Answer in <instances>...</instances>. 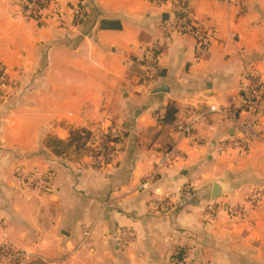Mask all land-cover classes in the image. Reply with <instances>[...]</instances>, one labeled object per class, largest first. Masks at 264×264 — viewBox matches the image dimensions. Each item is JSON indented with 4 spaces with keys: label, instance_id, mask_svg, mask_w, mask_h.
<instances>
[{
    "label": "crops",
    "instance_id": "crops-1",
    "mask_svg": "<svg viewBox=\"0 0 264 264\" xmlns=\"http://www.w3.org/2000/svg\"><path fill=\"white\" fill-rule=\"evenodd\" d=\"M20 1L0 0V64L13 82L0 105V248L25 252V263L171 264L182 249L185 264H264V202L242 219L227 213L264 188V108L244 153L218 151L236 133L219 114L208 113L192 139L178 133L188 108L217 106L234 117L246 69L264 82V0H187V15L211 33L210 47L197 56L191 37L175 36L153 82L138 59L159 36L164 8L61 0L63 21L39 24L23 17ZM72 6L88 13L76 28ZM100 19L120 29L84 26ZM78 130L95 145L110 132L123 140L95 169L48 146ZM170 148L180 158L156 172ZM20 175L45 177L49 191L23 187ZM214 184L220 194L212 200ZM209 204L218 206L211 214ZM121 230L134 236L123 251Z\"/></svg>",
    "mask_w": 264,
    "mask_h": 264
},
{
    "label": "built area",
    "instance_id": "built-area-1",
    "mask_svg": "<svg viewBox=\"0 0 264 264\" xmlns=\"http://www.w3.org/2000/svg\"><path fill=\"white\" fill-rule=\"evenodd\" d=\"M149 4L157 8H164L167 14V20L162 22L160 34L151 44H147L141 51L139 62L144 69V80L153 82L159 64V57L162 52L172 43L175 36H188L195 42V54L200 56L210 47L211 33L205 30L200 24L195 22L186 13L187 0H146ZM22 15L27 20H34L39 24H45L52 18L63 21L59 5L61 0H21ZM70 12L71 23L74 28L80 26L87 19V10L83 6H72L68 9ZM242 79L244 83L243 110L240 112L242 118L233 117L226 108L209 106L207 110L200 107L188 108L184 111L182 121L178 124V133L182 138L193 137V130L205 118L208 113L219 114L223 120L233 121L235 125V135L218 143L217 149L220 153L238 152L244 153L249 143L255 137V127L260 111L264 108V82L260 75L251 69L243 71ZM13 87V82L7 73V70L0 64V105L6 97V93ZM239 116V115H238ZM99 145L105 149L99 153L98 146L94 142L88 143V157L90 162L99 161L102 167L111 162L113 156V140L122 139L123 136L118 132L105 133L99 136ZM196 141V140H195ZM180 158L175 148H170L162 153L155 171L158 172L164 168L174 166ZM17 181L25 188L38 191H49L48 183L40 177L35 176H17ZM241 205L227 207V213L239 219L244 218L247 211H252L264 202V188L252 189L245 197ZM218 206L209 204L206 206V212L211 214ZM225 207V206H224ZM224 209V208H223ZM134 240L133 233L127 230L118 232L116 241L120 251L125 250ZM28 260V255L19 250H13L9 247L0 248V264H19ZM174 264H185L181 260H176Z\"/></svg>",
    "mask_w": 264,
    "mask_h": 264
},
{
    "label": "trees",
    "instance_id": "trees-1",
    "mask_svg": "<svg viewBox=\"0 0 264 264\" xmlns=\"http://www.w3.org/2000/svg\"><path fill=\"white\" fill-rule=\"evenodd\" d=\"M84 26H88L89 29H95V32L101 31V30H119L120 29V23L116 20H110V19H100V20H96V21H91V20H87L84 23ZM95 27V28H93ZM241 96L243 97L244 94L242 93ZM243 108V106L238 109L234 115L238 116L241 109ZM167 112L170 114L172 111H170L167 108ZM122 139H114L113 140V157L115 156L116 152L118 151V149L116 150L117 146H119L122 142ZM93 142V137L91 136L90 132L88 131H84V130H78V131H72L70 133L69 138L67 139V141H61V140H56V139H50L48 141V146L52 149V152L55 155L58 156H66L68 154L74 155L77 158H87L88 157V149H87V145L88 143H92ZM104 147L102 145L98 146V151L99 153H103L104 151ZM111 159V160H112ZM89 166L95 168V169H100L102 166L100 165L99 161H93L88 163ZM87 164V165H88ZM42 180L46 181L45 177H40ZM47 182V181H46ZM184 251L182 249H176L172 256L170 257V263L174 264V262L176 260H184ZM18 264V263H17ZM19 264H44L40 261H34V262H29V263H19Z\"/></svg>",
    "mask_w": 264,
    "mask_h": 264
},
{
    "label": "water",
    "instance_id": "water-1",
    "mask_svg": "<svg viewBox=\"0 0 264 264\" xmlns=\"http://www.w3.org/2000/svg\"><path fill=\"white\" fill-rule=\"evenodd\" d=\"M220 194V190L218 188L217 184L213 185V190H212V194H211V199H215L218 195Z\"/></svg>",
    "mask_w": 264,
    "mask_h": 264
}]
</instances>
